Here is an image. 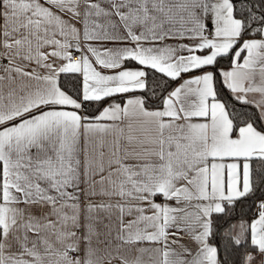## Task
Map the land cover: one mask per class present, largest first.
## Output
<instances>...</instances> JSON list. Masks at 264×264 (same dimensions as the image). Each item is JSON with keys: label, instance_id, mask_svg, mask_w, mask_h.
I'll list each match as a JSON object with an SVG mask.
<instances>
[{"label": "snow or ice", "instance_id": "6c2138e0", "mask_svg": "<svg viewBox=\"0 0 264 264\" xmlns=\"http://www.w3.org/2000/svg\"><path fill=\"white\" fill-rule=\"evenodd\" d=\"M0 264H264V0H0Z\"/></svg>", "mask_w": 264, "mask_h": 264}]
</instances>
